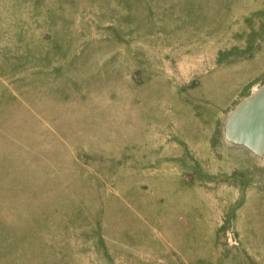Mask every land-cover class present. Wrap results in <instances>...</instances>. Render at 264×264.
<instances>
[{
    "label": "rangeland",
    "instance_id": "obj_1",
    "mask_svg": "<svg viewBox=\"0 0 264 264\" xmlns=\"http://www.w3.org/2000/svg\"><path fill=\"white\" fill-rule=\"evenodd\" d=\"M0 264H264V0H0Z\"/></svg>",
    "mask_w": 264,
    "mask_h": 264
}]
</instances>
